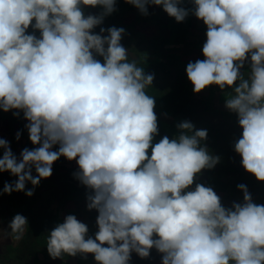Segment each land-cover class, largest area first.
Masks as SVG:
<instances>
[{
    "label": "clouds",
    "instance_id": "9594fccd",
    "mask_svg": "<svg viewBox=\"0 0 264 264\" xmlns=\"http://www.w3.org/2000/svg\"><path fill=\"white\" fill-rule=\"evenodd\" d=\"M125 2L143 15L154 5L178 23L190 12L203 22L204 59L187 64V78L195 93L211 85L232 89L225 107L242 129L234 150L242 167L264 181V0H190L192 9L184 0ZM115 5L0 0V110L23 113L34 145L17 157L0 138V173L17 178L0 194L31 197L64 157L76 162L74 176L90 190L87 208L97 211L98 230L88 236V226L67 215L48 233L51 258L92 254L96 264H129L133 252L147 258L155 248L162 264H264V205L247 187L237 186L243 202L231 207L211 187L192 188L203 169L219 162L200 144L207 130L183 121L177 136L154 143L158 117L146 91L154 76L129 60L123 28L93 31ZM86 6L103 11L85 15ZM28 183L33 189L26 190ZM26 225L16 214L9 228L22 232Z\"/></svg>",
    "mask_w": 264,
    "mask_h": 264
},
{
    "label": "rangeland",
    "instance_id": "374dc122",
    "mask_svg": "<svg viewBox=\"0 0 264 264\" xmlns=\"http://www.w3.org/2000/svg\"><path fill=\"white\" fill-rule=\"evenodd\" d=\"M116 4H118V0H116ZM156 8H158V6L150 5L147 16L150 17L149 15H152L151 18H149L150 20L148 21H143V18L146 17V15L138 18L137 13L133 12L135 10H133L130 14L125 15L122 21L126 24L131 23V21L133 20L136 22H139L141 20V22H139V26H145L149 29L153 28L154 31L152 34L155 33L156 29H159L158 32L161 31L169 35V27H166L167 24L169 25L168 19H165V16L162 14H160L161 16L156 17L157 15H154V12H156ZM83 11L85 15H99L103 10L99 6L95 8L86 6L83 8ZM155 21H158L159 24L151 26L150 23H153ZM160 23L164 24V26H162ZM111 25H114L117 28H121V25L123 24L112 22L110 26ZM192 25L193 26L189 27V29L188 26L183 27L185 28V30L182 34L186 35V39L181 44L179 43L178 48L176 50L172 49V51L167 52H170L171 55H169L168 57L170 62L169 64H167L165 71H163L166 82H160L165 86V88L169 85L171 89H169V91L167 89V91L173 98L179 99L176 102H172L169 100L167 103L158 101V99L156 100L158 102L155 104L154 111L158 117L159 123L172 125L175 123H181L183 121H189L194 125L193 131L199 129L206 130L205 125H208V123H212V125H214L216 128L215 132H218L222 135L220 137L222 141L219 140L218 143L223 142L234 148L235 142L241 136L242 129L239 127L237 114L231 112L225 107L226 99L230 98L231 95H233V92L229 93L228 89L230 88H225L222 90L216 85H211L203 89L201 92L195 93L193 91V85L187 78V64L190 61L194 62L198 59H204V56L202 54V47L200 48L195 45L197 43V40L201 39L203 40V42L206 41V30H204L206 26L203 24V22L195 18L192 21ZM100 28L108 29V26L103 27V24H100L93 31H98L97 33H99ZM129 29L131 28H128V30ZM28 33H33V29H28ZM34 34L37 37H39L40 35L38 31H35ZM106 34L107 33L105 32V35ZM179 35L182 36L181 32ZM128 38L129 37L127 34H123L122 45L129 50L128 55L132 59L135 56V53L130 50V47L133 44L131 43L132 41L128 43ZM248 71H250V66L246 62L244 68L241 69V72L245 74V78ZM223 94H226V96L223 97ZM191 98L196 101H192ZM182 99L186 103V106L180 105V101H182ZM191 103H193V105L191 107L188 106ZM197 113H200L201 115L205 114L207 120L205 122H201V118ZM26 123L27 121L24 120L23 113H20L19 116H16L13 114V111L3 112L2 110H0V138H3L9 142L12 152L17 155V157H19L21 150L25 147L29 149L34 147V145H32L29 140L28 132L25 128ZM176 131L179 134L178 128L176 129ZM18 132L21 134L19 140L16 139V134ZM165 133H167V131H165ZM178 134L175 132L173 135H170L169 138H174ZM162 137L163 136H158L156 142H158ZM213 143L214 142H210V137L207 131V138L201 140L200 144L209 152L210 148L215 147ZM215 148H213L214 152L210 155L218 156L219 162L213 168L203 169L201 173L196 176L192 188L195 187L196 183L205 185V182L203 183V179H210L209 173H212L215 174L217 178H219V181L228 183L229 187L234 191L235 194L234 197H232L234 199L233 202H231L232 204L243 202L244 194L238 189L237 186L239 184H244L247 187L249 194L251 195L252 201L256 204L264 205V190L259 189L256 181H250V178L246 176L248 172L243 167L241 168V166H235V170H231L228 169L227 165L223 166L222 164L227 161L225 160L224 162L220 163V161H222L221 159H223L224 153L222 152V150H220L219 147ZM54 150L56 149L54 148ZM2 152L3 150L0 149V156H2ZM237 159L239 161L238 165H242L241 157L239 154L237 155ZM70 164H76V162L74 160L69 161L64 157H60V159L54 162L52 166V175L49 178L41 179L40 181L39 192L41 190H44L42 187H44V184L47 185V183L48 185L53 183L55 187L51 195H44V204L47 207V209L45 210L46 218L44 229L51 231L57 224L62 223L67 215L72 214L75 215L78 220L88 226V236L93 237L98 230L96 224L98 213L96 210H89L87 208V191L79 190L78 187L80 188L81 186H77L78 183L72 181L70 184V186H72L67 189L65 177L61 175L62 178H57L59 180H56L54 177V175H57V173H61L64 171V169L61 168L62 166ZM4 174H9L11 177H14L8 172L0 173V177H2V175ZM32 174L35 175L34 170ZM4 205L6 208H8L5 203ZM11 210L12 214L23 213L21 210L19 211L15 208H11ZM24 216L29 222L30 214L28 213ZM10 222V218H2L0 216V229H8ZM5 233L6 232H4L3 235ZM6 236L7 237L5 238V243L3 245H0V257H8L10 260H13L11 262L14 264H50L49 260L51 259V257L46 248V238H48L47 234H45L43 239L36 245V249H34V245H32V240L34 238H32L31 235L28 236V239L26 241L24 238L22 240L21 232H11ZM17 236H19V239L16 238ZM16 257L20 258L19 260L21 263H19ZM53 260L55 261L53 264H96L92 254H87L86 257L83 254H77L76 256L64 255L61 258ZM129 264H135V260L132 254ZM140 264H162V256L155 248H153L150 251V255L147 258H143Z\"/></svg>",
    "mask_w": 264,
    "mask_h": 264
},
{
    "label": "trees",
    "instance_id": "16d2710c",
    "mask_svg": "<svg viewBox=\"0 0 264 264\" xmlns=\"http://www.w3.org/2000/svg\"><path fill=\"white\" fill-rule=\"evenodd\" d=\"M182 6L188 9L193 8V5L190 2V0H184ZM115 8L116 10L113 13L104 17L103 19L104 22H102L103 27L106 26H108V28L113 27L114 25L110 26L112 22L123 24L121 25L122 26L121 28L125 30L124 34H127L129 37L128 43L132 41L131 43L133 44V45L131 44L132 46L130 47V50L135 53V56L132 59L131 57H129V60L130 61L134 60L137 63V66L142 67L144 69L146 74H152L154 76L152 85L149 86L146 89V91L149 95L154 97L155 104L158 101L167 103L170 100L172 102H176L179 98H173L170 95V93L168 92L169 89H171L169 85L165 88V86L160 83V82L162 83L166 82L163 71H165L167 64H169L170 60L168 57L169 55H171L170 52L169 53L167 52L172 51V49L176 50L179 46V43L181 44L186 39V35L182 34L185 30V28L183 27L188 26V29L189 27H192L193 26L192 21L196 17L190 12V14L186 17V19L183 22L178 23L174 18L168 16L167 13L163 11L162 7L158 6V8L155 9L156 12H154V15H157L156 17H158L161 16L160 14H162L165 16L164 17L165 19H168L169 25L167 24L166 27H169V35L161 31L158 32L159 29H156L155 33L152 34L154 31L153 28L149 29L148 27L145 26H139L140 25L139 22H141V20L139 22L133 20L131 21V23H126V24L125 22L122 21L124 19V16L130 14L133 10H135L133 12L137 13L138 18L139 17L141 18L143 14H141L136 7H134L129 3H126L125 0H118V4L115 5ZM149 8L150 5L148 6V12H149ZM151 15H149L150 17L146 15V17L143 18L144 19L143 21L150 20L149 18H151ZM156 24L157 25L159 24L158 21L150 23L151 26ZM161 25L164 26V24ZM128 28L131 29L128 30ZM29 29L32 28L30 27ZM204 30H207L206 27ZM97 32L98 31H96L95 33ZM180 32L182 36L179 35ZM121 44H122V40H121ZM202 44H204L203 40L198 39L195 45L201 48ZM159 83H160V87H159ZM228 90L229 93H232L231 88ZM222 96L225 97L226 94H223ZM191 99L192 101H196L193 98ZM180 102H181L180 104L181 106H186L185 105L186 103L184 102L183 99ZM192 105L193 103L189 104L188 106L191 107ZM197 114L200 116L201 122H205L207 120L205 114L204 115H201L200 113ZM178 124L179 123L169 125L158 122L159 134L154 138V142H156L158 136L167 135L169 137L170 135H173L175 132L178 134V132L176 131ZM205 128L208 131L210 142H214L213 145L215 147H219L220 150H222V152L224 153L223 159H221L222 161H220V163L227 160L226 161L227 163L225 162L222 165L223 166L227 165L228 169L232 170L235 168V166L236 167L241 166L242 168V165L240 164L238 165L239 163L237 159L238 153L235 152L234 148L230 147L229 145L223 142H220L221 144L218 143L219 140L222 141V139L220 138L222 135L219 134L218 132L217 133L215 132L216 131L215 126L212 125V123H208V125L207 124L205 125ZM164 130L167 131V133H165ZM213 148H210V151L208 152L209 154L214 152ZM61 168L64 169V171L61 173H57V175H54L55 179L59 180L60 179L59 177H61V175L65 177L67 189L72 186V185L70 186L71 181L77 182L78 183L77 186L79 185L81 186L80 188L78 187L79 190L87 191L86 193V197H87L90 194V190L87 189L86 186H83L74 176V173L78 171L77 164L64 165ZM246 176L250 178V181H256V183L259 186V189L264 190V181H258L255 178V176L250 173L246 174ZM209 178L210 179L208 180L206 178L203 179V183L205 182V186H209L213 188V190L217 193V195L220 196L221 202L225 207H231L232 205L231 202H233L234 200L232 197H234L235 193L229 187V184L223 183V181L222 182L219 181V178H217L216 175L212 173H209ZM16 179L17 178L11 177L9 174L2 175V177H0V193H2L5 183H12ZM43 186L44 187L42 188L44 190H41L39 192V187H40L39 185L33 189L31 183H28L26 185V190L31 188L34 190V194L31 197L26 196L24 192H12L10 195L0 194V216L2 218L8 217L11 220L13 219L16 213L12 214L11 208L18 209L19 211L21 210L23 213L20 214L23 216L28 213L30 214V220L28 222V225L24 227L23 231L21 232V235H22V240L24 238L25 241L28 239V236L30 235L32 236V238H34L32 240V245H34V249H36V245L39 243V241L43 239L45 234L48 235V233L50 232L44 229L45 218H46L45 210L47 209V207L44 204L45 203L44 195L45 196L46 194L51 195L55 187L53 183L49 185L47 183V185L44 184ZM4 203L8 206V208L5 207ZM2 232L3 233L6 232V233L3 235ZM11 232L12 230L9 227L8 229H3V228L0 229V233H1L0 245H3L5 243V238L7 237L6 235L10 234ZM132 256L135 260V264H140V262L143 259L139 257L135 252L132 253ZM16 259L19 261V263H21L19 257H16ZM11 261L13 260H10L8 257L7 258L0 257V264H14ZM49 261L50 264H53L55 262L53 258H51Z\"/></svg>",
    "mask_w": 264,
    "mask_h": 264
}]
</instances>
